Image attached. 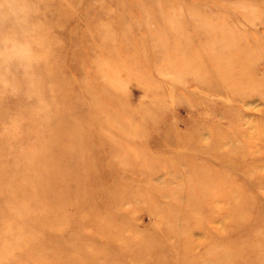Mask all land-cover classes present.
I'll use <instances>...</instances> for the list:
<instances>
[{"label":"rangeland","instance_id":"1","mask_svg":"<svg viewBox=\"0 0 264 264\" xmlns=\"http://www.w3.org/2000/svg\"><path fill=\"white\" fill-rule=\"evenodd\" d=\"M0 264H264V0H0Z\"/></svg>","mask_w":264,"mask_h":264},{"label":"bare ground","instance_id":"2","mask_svg":"<svg viewBox=\"0 0 264 264\" xmlns=\"http://www.w3.org/2000/svg\"><path fill=\"white\" fill-rule=\"evenodd\" d=\"M213 30V29H212ZM212 30H210L211 32H212ZM217 30V29H216ZM215 31V30H214ZM202 32V31H201ZM201 32H199V33H201ZM208 32V31H207ZM220 33L222 34V32L220 31ZM219 33V34H220ZM224 33V32H223ZM241 33V32H240ZM202 34V33H201ZM209 35L211 34V33H208ZM213 35H214V33H212ZM211 34V35H212ZM196 36H197V34H196ZM201 36V35H200ZM200 36H198V37H200ZM209 37H211V36H209ZM215 37V36H214ZM234 38V37H233ZM207 39V38H206ZM229 39V38H228ZM246 39V38H245ZM208 40V39H207ZM206 40V41H207ZM240 41V40H239ZM245 41V40H244ZM250 41V40H249ZM207 44V43H206ZM231 44V43H230ZM234 44H235V42H234ZM233 45V44H232ZM214 47V46H213ZM228 47V46H227ZM229 48V47H228ZM223 49H225V48H223ZM184 50H186V49H184ZM183 50V51H184ZM213 50H214V48H213ZM212 50V51H213ZM219 50V49H218ZM222 50V49H221ZM232 50V49H231ZM188 51V50H187ZM193 51V50H192ZM223 51V50H222ZM195 52V51H194ZM216 52V51H215ZM182 53V52H181ZM214 53V52H213ZM220 54V52H217V54ZM227 54H228V52H227ZM212 55V54H211ZM215 55V54H214ZM229 55V54H228ZM231 55V54H230ZM213 56V55H212ZM212 56H210L209 58H211V59H207V61H208V64H209V62H211L212 60H213V58H212ZM218 56V55H217ZM214 57V56H213ZM217 59V58H216ZM215 59V60H216ZM218 60V59H217ZM216 60V62H219V61H217ZM222 61V60H221ZM226 61V60H225ZM228 64V63H227ZM219 63H218V67H219ZM216 66V65H215ZM215 66H214V68H215ZM216 69V68H215ZM218 69V68H217ZM244 69V68H243ZM252 70V69H251ZM251 70H249V68H246V70H239L236 74L234 73V75H231L230 77L228 76L227 78L226 77H224V75L222 76V73H220L219 71L220 70H214V71H212L211 73H209L210 75H208V79L206 78L205 80V83H206V85H205V88H203L202 90H200L199 92H200V97H198L196 100H192V106L193 107H198V105L197 104H199V103H204L205 102V104H207V105H205L206 107H208L209 105H208V101H209V99L211 98V96L213 95V96H215V97H217V96H219V95H221V97H222V94L224 93V92H226V90H227V92H226V94H229L228 92H233L234 93V95H233V99H237L238 98V95H235V94H237V91L239 90H243V91H245V89H250V88H252L253 87V85L256 87L257 86V83L255 82V81H258V82H260V80H262L261 78L262 77H258V76H256V75H253V74H251ZM249 76V77H248ZM257 79H259V80H257ZM263 81V80H262ZM239 88V89H238ZM236 89H238V90H236ZM196 92V91H195ZM166 97V96H165ZM164 102H165V104H166V101L164 100ZM167 105V104H166ZM224 105H225V107H228V104L224 101ZM191 106V108L193 109V107ZM205 108V107H204ZM105 109V108H104ZM227 112H229V113H231L230 115H231V118H232V120L233 121H235L236 120V118L237 117H235V116H233L232 115V112L233 111H229V110H226L224 113H223V117H228V114H227ZM198 115V114H197ZM206 113H205V115L203 114V115H198V118H195L193 121L194 122H192V124H190V126H188V128H187V130H183V127H181L180 125V123H176L175 124V126H171V127H169L167 130H166V134H168V133H170V130L171 131H175L176 133L174 134V137H179L180 139H182V138H184V135H186V134H189V135H191L190 133H194L196 130H198L199 128H201V127H204V125H205V120H207V117H210L209 115L206 117ZM144 117V116H143ZM121 118V117H120ZM150 120V119H149ZM239 120H241V118L239 117ZM131 122V121H130ZM128 125V124H127ZM126 126V125H125ZM123 127V126H122ZM128 127H130V126H128ZM133 127V126H132ZM124 128V127H123ZM122 128V129H123ZM146 128V127H145ZM189 129H191V130H189ZM124 131H125V129H123ZM120 133V132H119ZM220 133V132H219ZM222 133V132H221ZM127 134H129V133H127ZM126 134V135H127ZM225 134V133H224ZM136 135V134H135ZM137 135H139V134H137ZM136 138H138V137H136ZM217 140H219V142L221 141V143L223 144V146L225 147L226 145H227V143H228V140L227 141H225V138L223 137H218L217 138ZM231 140V139H230ZM190 143H191V140L189 141ZM242 142V141H241ZM184 144L183 146H181L183 149L182 150H186V148L187 149H192V151H202V147H200L198 144H194L193 145V143H192V145L191 144ZM233 143V142H232ZM243 146V145H242ZM163 147V148H162ZM247 147V146H246ZM161 149H162V151H165V152H169V151H174V150H176V147H174L173 145H167L166 143H165V145H163V146H161ZM160 149V150H161ZM204 151V150H203ZM210 151H212V150H210ZM207 157L206 158H204V161H206V159H209L210 160V162L212 161V162H214V161H216V159H217V157H218V155H215V154H213V153H211V152H209V154H207L206 155ZM196 166H198L197 164H196ZM179 226V225H178Z\"/></svg>","mask_w":264,"mask_h":264}]
</instances>
